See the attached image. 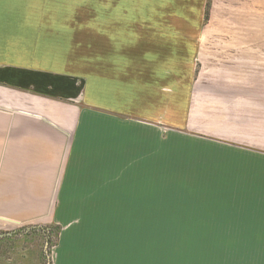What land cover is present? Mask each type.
Returning <instances> with one entry per match:
<instances>
[{"label":"crops","instance_id":"0c3cea01","mask_svg":"<svg viewBox=\"0 0 264 264\" xmlns=\"http://www.w3.org/2000/svg\"><path fill=\"white\" fill-rule=\"evenodd\" d=\"M208 5L97 0L94 24L0 7V218L15 233L55 228L52 264H120L153 232L213 240L224 264H264V108L209 96L218 121L196 129ZM210 171L224 197L152 198L171 172Z\"/></svg>","mask_w":264,"mask_h":264},{"label":"rangeland","instance_id":"374dc122","mask_svg":"<svg viewBox=\"0 0 264 264\" xmlns=\"http://www.w3.org/2000/svg\"><path fill=\"white\" fill-rule=\"evenodd\" d=\"M96 6L97 0H0L2 8H48L58 13L52 16L56 22L94 24ZM195 73L193 95L201 103L195 101V109H200L197 112L200 124L196 129L201 136L207 133L209 124L218 121L214 115H209L214 106L213 103L208 104L209 96H244L250 101L258 100L260 107L264 108V0H211L199 34ZM208 151L202 147L200 153L207 154ZM212 171L204 179L188 172H171L167 183L153 182L152 198L224 197V190L208 189L217 184ZM224 183L225 180L219 185ZM0 224L7 225L0 227V235L8 234L4 243H0V264H15L16 248L26 253L23 256L25 264H52L50 258L58 237L55 228L38 230L27 226L21 229V233H15L17 228L8 227L15 224L4 220H0ZM211 242L213 240L161 239L158 232H153L145 253L136 250L128 254L121 250L114 257L120 259V264H224L228 259L225 255H215L210 259L213 255H209V251L215 250L210 248ZM231 258L234 262L238 260V256Z\"/></svg>","mask_w":264,"mask_h":264},{"label":"water","instance_id":"95a60500","mask_svg":"<svg viewBox=\"0 0 264 264\" xmlns=\"http://www.w3.org/2000/svg\"><path fill=\"white\" fill-rule=\"evenodd\" d=\"M0 220L9 221V220H5V219H2V218H0ZM10 222H11V221H10Z\"/></svg>","mask_w":264,"mask_h":264},{"label":"trees","instance_id":"16d2710c","mask_svg":"<svg viewBox=\"0 0 264 264\" xmlns=\"http://www.w3.org/2000/svg\"><path fill=\"white\" fill-rule=\"evenodd\" d=\"M206 13H207V11H206Z\"/></svg>","mask_w":264,"mask_h":264}]
</instances>
